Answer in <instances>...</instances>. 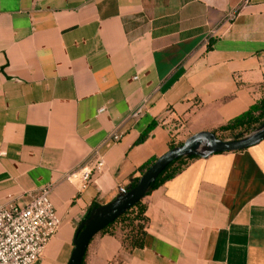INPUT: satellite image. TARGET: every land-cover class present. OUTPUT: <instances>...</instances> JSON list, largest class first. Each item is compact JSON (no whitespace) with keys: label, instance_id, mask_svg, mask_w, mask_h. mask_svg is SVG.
Wrapping results in <instances>:
<instances>
[{"label":"crops","instance_id":"0c3cea01","mask_svg":"<svg viewBox=\"0 0 264 264\" xmlns=\"http://www.w3.org/2000/svg\"><path fill=\"white\" fill-rule=\"evenodd\" d=\"M262 96L264 0H0V203L47 186L60 219L34 264H66L90 207ZM143 200V246L99 235L84 264H264V139L187 160Z\"/></svg>","mask_w":264,"mask_h":264},{"label":"water","instance_id":"95a60500","mask_svg":"<svg viewBox=\"0 0 264 264\" xmlns=\"http://www.w3.org/2000/svg\"><path fill=\"white\" fill-rule=\"evenodd\" d=\"M264 139V121L251 133L231 139H220L211 131H199L181 144L169 148L158 156L128 189L106 204L95 206L87 212L76 228L69 259L66 264H81L91 239L105 226L123 214L147 193L151 183L171 161L179 157L245 149Z\"/></svg>","mask_w":264,"mask_h":264},{"label":"built area","instance_id":"2783aa9c","mask_svg":"<svg viewBox=\"0 0 264 264\" xmlns=\"http://www.w3.org/2000/svg\"><path fill=\"white\" fill-rule=\"evenodd\" d=\"M119 136L114 134L112 138L116 140ZM101 165L98 161L96 168ZM90 175L91 170L83 168L70 173L67 178H77L80 187H85ZM49 192V187L43 186L22 206L0 203V264H34L41 258L47 242L60 226Z\"/></svg>","mask_w":264,"mask_h":264},{"label":"trees","instance_id":"16d2710c","mask_svg":"<svg viewBox=\"0 0 264 264\" xmlns=\"http://www.w3.org/2000/svg\"><path fill=\"white\" fill-rule=\"evenodd\" d=\"M264 121V96L258 99L255 103L249 106V108L240 114L230 118L226 123L217 127L216 130L227 131L230 134H235L246 128H251L255 125H260ZM151 126L140 135L138 142L144 140L147 136ZM216 132V131H212ZM240 136H235V138ZM180 144V143H179ZM179 144L171 143L169 148L177 146ZM196 155H189L185 157H179L171 161L165 168L158 174L155 180L151 183L146 195L159 186L165 179L172 177L177 173L189 159L195 158ZM155 159H149L143 163L139 171L142 174L154 161ZM137 179L135 180V182ZM144 198V197H143ZM143 198L137 201L133 206L126 210L123 214L114 219L111 223L105 226L100 232H98L89 242L93 241L96 236L99 235H110L118 239L122 249L125 251H132L135 248H140L143 246L144 238L146 235V203ZM92 206L89 208L88 212L91 211ZM88 244V245H89ZM88 248V246H87ZM86 251L84 253L81 264L85 263Z\"/></svg>","mask_w":264,"mask_h":264},{"label":"rangeland","instance_id":"374dc122","mask_svg":"<svg viewBox=\"0 0 264 264\" xmlns=\"http://www.w3.org/2000/svg\"><path fill=\"white\" fill-rule=\"evenodd\" d=\"M259 125H255V126H252L251 128H246V129H241L239 130L236 135L235 134H230L229 132L227 131H219V130H216L217 127L215 129H213L212 131H216V132H213L216 137L220 138V139H223V138H235V136H246L248 135L249 133H251L254 129H256ZM211 131V132H212ZM172 142H174V144H181L183 141H180V140H172Z\"/></svg>","mask_w":264,"mask_h":264}]
</instances>
